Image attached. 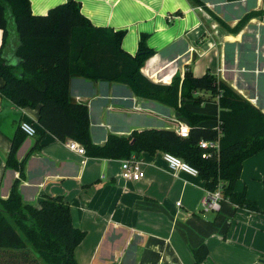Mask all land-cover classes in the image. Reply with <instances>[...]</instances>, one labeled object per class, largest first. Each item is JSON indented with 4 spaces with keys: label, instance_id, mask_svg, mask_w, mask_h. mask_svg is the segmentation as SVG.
I'll list each match as a JSON object with an SVG mask.
<instances>
[{
    "label": "crops",
    "instance_id": "1",
    "mask_svg": "<svg viewBox=\"0 0 264 264\" xmlns=\"http://www.w3.org/2000/svg\"><path fill=\"white\" fill-rule=\"evenodd\" d=\"M69 0H30L35 15ZM94 26L126 30L123 49L135 55L142 35L155 51L142 73L151 81L170 84L187 70L195 76L216 75L264 112V0H76ZM196 1L198 3H196ZM237 33L233 28L247 14ZM3 30L0 29V48ZM18 41L14 26L4 47L11 65ZM3 80L0 79V86ZM107 84V85H106ZM72 98L88 104L91 135L102 145L109 134L128 136L149 128L171 129L188 122L174 108L137 97L121 85L72 81ZM193 113L215 116L217 104L187 105ZM147 113V121L137 116ZM39 108L18 107L0 94V199L15 183L25 204L62 197L73 225L85 232L75 249L79 264H195L193 250L209 249L202 264H264V150L246 160L235 190H245L259 203L260 213L228 201L219 212L204 211L205 184L199 176L174 174L163 153H141L145 175L136 182L121 178L122 160L91 158L69 150L47 133L38 142L27 137L17 152L21 171L7 167L12 140L21 122L40 129ZM217 128L219 123L202 122ZM244 187V188H243ZM180 203V206L177 205Z\"/></svg>",
    "mask_w": 264,
    "mask_h": 264
},
{
    "label": "trees",
    "instance_id": "2",
    "mask_svg": "<svg viewBox=\"0 0 264 264\" xmlns=\"http://www.w3.org/2000/svg\"><path fill=\"white\" fill-rule=\"evenodd\" d=\"M259 14L245 15L233 28L221 25L237 33ZM12 25L18 41L17 66L4 57ZM0 29V94L18 107L39 108L38 142L47 133L63 142L73 139L84 146L86 156L101 159L170 153L196 168L207 190L215 191L222 185L226 201L261 212L245 190L236 192L235 187L244 162L264 150V112L216 75L207 72L195 76L189 69L170 84L151 81L141 71L155 54L147 36H141L135 55L127 53L122 47L127 31L94 26L76 0L53 7L46 15H35L30 0H0ZM76 77L121 85L137 97L174 108L188 122L189 136L181 137L173 129L149 128L128 136L109 134L104 144H95L89 106L72 98ZM207 101L217 104V115L193 113L187 107ZM206 120L219 123V128L201 126ZM27 137L19 127L8 168L22 170L17 152ZM216 140L219 151L202 158L200 142ZM84 237L85 232L73 225L70 206L62 197H46L35 206L25 204L15 183L9 197L0 199V264H79L74 253ZM193 255L195 264H202L209 249L202 245Z\"/></svg>",
    "mask_w": 264,
    "mask_h": 264
},
{
    "label": "built area",
    "instance_id": "3",
    "mask_svg": "<svg viewBox=\"0 0 264 264\" xmlns=\"http://www.w3.org/2000/svg\"><path fill=\"white\" fill-rule=\"evenodd\" d=\"M20 128L28 137H35L37 135L36 127L29 121L21 122ZM218 128L219 126L215 129ZM171 129L175 130L176 133L181 137H188L190 134V126L187 123H180L178 126H175V128ZM64 143L69 150L86 156V150L84 146L76 140L67 139L64 141ZM200 146L202 149H204V153L202 155V158L204 159L208 158L209 153L218 152L220 147L219 140L212 142L201 141ZM163 159L174 174H176L178 171H183L194 176H199V172L196 168L190 166L173 154L163 153ZM121 163V178L125 182H136L144 177L145 172L142 168V162L135 155H132L127 159H123ZM221 187L222 185H219L215 191L206 189V194L202 200V208L204 211L219 212L221 210L222 203L225 201L222 196ZM177 205L180 206V203H177Z\"/></svg>",
    "mask_w": 264,
    "mask_h": 264
},
{
    "label": "rangeland",
    "instance_id": "4",
    "mask_svg": "<svg viewBox=\"0 0 264 264\" xmlns=\"http://www.w3.org/2000/svg\"><path fill=\"white\" fill-rule=\"evenodd\" d=\"M107 85V84H106ZM124 87V86H123ZM126 89V88H125ZM137 118L140 120V121H147L149 118H151L150 115H148L147 113H143L141 116H137ZM237 184V183H236ZM262 184L264 185V181H262ZM244 188V187H243ZM264 191V189H263ZM247 194V192H246ZM247 197L249 198L248 194H247ZM261 199V202L262 204L264 205V194L260 197ZM250 199V198H249ZM252 200V199H251ZM252 201H255V200H252ZM257 203V205L259 206V203L257 201H255ZM261 210V209H260ZM264 210V209H262Z\"/></svg>",
    "mask_w": 264,
    "mask_h": 264
}]
</instances>
